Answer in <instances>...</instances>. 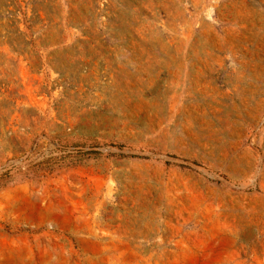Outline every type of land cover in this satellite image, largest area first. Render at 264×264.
<instances>
[{"label":"rangeland","instance_id":"374dc122","mask_svg":"<svg viewBox=\"0 0 264 264\" xmlns=\"http://www.w3.org/2000/svg\"><path fill=\"white\" fill-rule=\"evenodd\" d=\"M0 264H264V0H0Z\"/></svg>","mask_w":264,"mask_h":264}]
</instances>
